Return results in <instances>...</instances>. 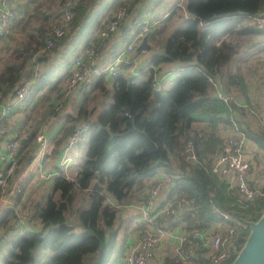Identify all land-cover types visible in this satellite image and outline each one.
<instances>
[{"label": "trees", "instance_id": "1", "mask_svg": "<svg viewBox=\"0 0 264 264\" xmlns=\"http://www.w3.org/2000/svg\"><path fill=\"white\" fill-rule=\"evenodd\" d=\"M28 1L17 3L11 27L25 12L23 9ZM67 1L41 0L34 10L39 13L43 5L47 9L53 7L54 15L60 17ZM125 1L73 0V18L51 52H41V49L59 17L56 19L53 14L42 12L41 23L34 24L35 28L29 29L19 42L10 45L11 52L5 51L6 57L0 67V103L9 99L11 104L15 89L27 83L30 95L21 104L24 108L28 109L37 95L42 97V93H46L39 104L45 114L55 117L64 114L67 111L65 101L69 98H65V94L70 67L74 58L80 55L79 48L84 51L92 40L91 34L101 29L104 19ZM138 1L133 0L126 6L123 26H119L97 50L98 60L104 54L113 60L129 42L127 25H134L142 16L136 6ZM147 5L145 2V7ZM262 12L264 0H186L182 6L171 7L169 15L147 34L148 42L152 44L158 35L166 33L172 19L182 22L167 32L169 35L162 50H155L150 55L148 64L151 67L146 68V73L142 72L141 77L134 78L131 83L126 72L129 64L122 65L112 76L113 102L102 99L90 112L76 115L64 130L52 152L58 160L54 165L56 173L51 189L42 195V199L29 204L25 200L23 179L22 188L13 199L15 203L0 211V249H7L3 264H34L33 250L39 244L51 252L46 264H108L118 240L117 230H112L113 222L119 219L122 208L146 196V184L157 173H164L173 181L169 192L162 195L163 202L174 197L191 203L181 207L177 218L167 220L170 226L184 223L181 226L183 234L193 248L192 256L177 264H210L207 249L194 236L214 231H211L212 226L219 222L237 226V251L226 263L231 264L248 235L247 221H256L264 210V197L245 201L233 185L209 173L208 166L211 157L221 149L223 132L221 134L220 129L226 130L236 112L243 113L244 110L233 99L226 103L224 97H232L230 93L235 90L249 103L241 65L233 59L240 45L234 38L244 41L247 49L242 53L245 55L253 47L256 53L264 51V31L252 23V19ZM188 13L194 16H183ZM50 21H53L51 25ZM10 31L12 29L0 38L8 37ZM248 41L254 42L249 44ZM97 64L101 65L100 61ZM161 64H173L176 77L167 89L157 93L152 90V77L159 72ZM217 83L223 86V92L210 93L214 92ZM120 105L125 106L127 112L121 110ZM84 123L89 124V129L75 146L80 148L84 143L86 156L76 174L69 178L58 162L74 128ZM237 124L246 133L249 143L253 142L264 155V127ZM14 136L20 138L18 155L28 149L23 157L27 164L31 153L33 157L37 149L32 143L35 133L25 140L20 133ZM187 141L193 143L195 162L184 160ZM19 161L7 188L20 174ZM95 180L104 187L102 191L91 188ZM3 192L0 189V198ZM29 207L35 209L34 215L21 221L17 212ZM214 207L226 211L229 219L222 218ZM36 221L39 222L37 228L33 227ZM163 223V219H158V225L163 226ZM138 224L147 226L144 221ZM126 233L125 229L121 241L126 238ZM118 248L121 251L120 243ZM159 264L176 263L165 259Z\"/></svg>", "mask_w": 264, "mask_h": 264}, {"label": "built area", "instance_id": "2", "mask_svg": "<svg viewBox=\"0 0 264 264\" xmlns=\"http://www.w3.org/2000/svg\"><path fill=\"white\" fill-rule=\"evenodd\" d=\"M18 1L27 0H1L0 1V36H3L11 27V21L15 18ZM168 0H165L161 11L155 12L150 19L145 21H136L134 25H127L129 29V42L120 50L117 56L105 62L104 64H97L98 58L96 56L97 50L105 45L106 39L114 34L119 26L123 24L127 17V9L124 5L117 6L112 15L104 19V26L95 32L94 40L92 39L82 55L74 58L70 67V78L67 83L66 97H72L73 104L60 119V122L52 129L47 130L44 127L40 128L35 136L34 143L37 146L35 155L33 156L31 164L20 173L13 183L7 188L8 180L14 176L15 169L18 166L20 155L17 154L20 147V138L13 136L5 145V150L0 154V189L4 192L0 198V211L10 203H15L14 197L20 192L22 185L21 181L24 179V174L33 166L34 163L43 159L46 156L52 155L57 141L62 136L66 127L72 122L74 117L80 113H88L93 108V105L98 98L97 94L105 91L106 83L112 81L114 73L120 70L124 64H129L127 76L131 83L134 78L138 76L136 70V59H128L133 54L134 48L140 43L143 35L152 33L153 28L163 18L169 15L163 14L160 18L163 8L166 6ZM186 0H179L176 5L182 6ZM73 0H68L66 8L58 19L57 25L53 28L50 34L44 39V46L41 52H51L56 46V42L62 37L73 18ZM165 16V17H164ZM183 16H188L183 14ZM252 23L257 29L264 31V12L256 15L252 19ZM146 49L140 50L137 54H145ZM140 55V56H141ZM151 67L150 64L146 68ZM159 70L152 77V90L154 92H162L170 85L171 81L176 77V71L173 69ZM173 75V76H172ZM169 79V77H171ZM89 85L91 86L88 89ZM88 89V90H87ZM30 95L29 85L27 83L19 85L15 89V96L10 104L7 103L4 107L0 104V133L8 131L7 121L10 119L12 110L19 107L25 99ZM232 97H224V101L228 103ZM233 101V100H232ZM113 102V101H112ZM238 106L244 107L242 104ZM120 109L127 112L125 106L120 105ZM89 129V124L84 123L74 128L73 135L68 139L63 148L62 156L58 165L66 171L72 163L70 151L76 145L80 137ZM249 140L243 129L239 127L235 119L231 118V124L227 130L223 131L221 149L211 157L208 171L214 175L229 178V182L236 188L237 192L245 201H252L256 196L264 197V182H256L255 178L261 173V170L255 171L256 164L254 160L246 157V146ZM197 159L194 151L192 141H187L184 146V160L188 162H195ZM255 165V166H254ZM173 181L171 177L164 173H157L146 184V192L143 198L138 199L132 209L137 210L140 220L147 222V228L136 236L129 248L126 250L123 257V264H150L155 257V249L162 237H164L168 230L166 224L158 225V219H163L167 222L170 218H177L181 207L188 206L191 203L188 200L181 198L177 200L171 199L161 202L162 195L169 192ZM130 206V204L128 205ZM181 209V210H180ZM217 210L219 215L224 219H229L226 211ZM35 209L29 207L26 210L17 212L18 218L23 221L30 219L34 215ZM219 225V226H218ZM213 232V233H212ZM212 232L196 233L202 247L207 249L206 257L210 264H226L231 256L237 251V241L239 238L236 225L222 224L219 222L215 225ZM7 238V236H5ZM173 253L170 260L173 263L186 262L193 253L192 245H188L185 235L178 237L175 246L172 248Z\"/></svg>", "mask_w": 264, "mask_h": 264}, {"label": "crops", "instance_id": "3", "mask_svg": "<svg viewBox=\"0 0 264 264\" xmlns=\"http://www.w3.org/2000/svg\"><path fill=\"white\" fill-rule=\"evenodd\" d=\"M178 1L179 0H168L167 3H166V6L169 7V9H170L171 7L175 6ZM140 12L143 15V12H144L143 8L140 9ZM17 18H20V17H17ZM16 24H18V20L16 21L15 25H13V27H11L10 29H12L14 31V29L16 27ZM121 26H123V25H121ZM94 35H95V31L91 34L92 39L94 38ZM234 40L236 42L238 41L237 43H240V45L238 44V47L236 48L237 50L233 54V59L236 62L240 63V65H242L241 67L243 68V65H245L248 62L247 59H251L252 55L256 53V50L254 52L253 51L254 47L253 48H249V53L247 54V57L243 56V58L239 59L240 58V54H245V53H242V50L247 49V48H246V46L244 44V41L240 40L239 37L238 38H234ZM251 42H254V41H248L249 44H251ZM6 50L7 49H0V53L5 52ZM79 50H80L79 54L82 55L83 49L79 48ZM101 57H105V59L103 58L104 60H102V58L99 59L101 64L105 63V62L107 63L108 61H110V57L105 55V54L103 56L101 55ZM3 59H4V57L1 56L0 57V67L2 65V60ZM247 64H250V62L247 63ZM169 65L173 66V68H174L173 64H161V66H160L161 70H163V67H164V69L165 68L168 69V67H170ZM173 68L171 70H173ZM128 69H132V67H130ZM128 69L126 70L127 72H128ZM142 72L146 73V68L144 69V67H140V69L138 70L139 74H138V76L136 78H140L141 75H142L141 74ZM106 84H107V86L105 87L106 89H105V91L103 93H101V97H103L104 100L108 98L107 102L111 103L112 100H113L112 99V95H113L112 81H111V83L108 82ZM215 87L216 88H215L214 92H210V93H218L219 94V93H221L223 91V86L220 83H217L215 85ZM231 93H233L232 94V98H233L234 101H236L237 104L244 105V110H242L243 113H240L241 111L237 112L236 116L234 117L235 121L239 122L241 124V126H243L242 125V119L243 118L239 117V116H242V117L246 118L247 121L254 120V125L255 126L252 125L251 126L252 128L261 127V126L264 127V104H261L260 107L257 106V104H259V102H256L257 104H254V105H249V104H247L245 102V100L241 96L237 95L238 92H236L235 90H232ZM42 94H43L42 97L46 96V93H42ZM42 97L40 95H37L35 97V99H33V101L31 102V105L29 107H27L28 109H30V114L33 113L34 109L37 108V112L36 113H38V115H37V117L35 119H31V117H30V119H28L29 118V116H27L29 114V113H27L28 109L24 108L23 105H21V106H19L17 108H14L12 110V113L10 115V119L7 121V123H8V131H6L4 133H0V154H2L4 152L6 142L10 138H12L14 135H17V133L18 134L19 133L22 134L23 135V140H25V138L31 133H35V136H36V134L38 133L40 128L44 127L47 130H52L60 122L61 116L63 114H59L58 116L55 117V115H53V114L52 115L51 114L47 115V113L45 114L43 109H41L42 105H39V104L41 103ZM100 98L97 100V102L100 100ZM9 102H10L9 99H4V100L1 101L0 104H2L3 107H4ZM65 104H67V109L66 110H69V108L73 104L72 97L67 98V100L65 101ZM253 109L257 113H259V115L261 116V119L260 118L256 119L255 117L253 119V117L250 116L251 114L249 112H250V110H253ZM240 128H242V127H240ZM221 132H223L222 128L220 129V133ZM32 143H34V142H32ZM27 150L28 149H24L23 152L20 154L21 157H20V161H19V168H20V172L19 173H22L31 164V162H33V160H32L33 157H32V153H31L30 160L27 162V164H24L23 157L26 154ZM78 150H80V148L77 147V146H74V147H72V149L70 151V155L72 157V163L74 162V157L76 156V153H77ZM259 152H260L259 149L257 148V146H255V144L253 142L248 143V145L246 146V157L251 159V160H254L255 164L256 163L258 164V167L254 165L255 166V171H258L259 169L261 170V173L258 174L256 176V178H255L254 172L252 174L254 179H255V181L258 182V183L264 182V155H261ZM255 153L257 155H255ZM57 160H58V157H53L52 155L46 156L43 159H41V160L37 161L36 163H34L33 166L31 168H29V170L24 174L25 175L24 176V181L31 180L32 177H35V179H37V181H38V185H33V184L29 185V184H26V183H24V185L22 184L23 188L28 187V185H29V187H31L30 190H29V187H28V189L25 191V200L29 201L30 193L32 191H34V189L37 188V187H40V188L43 189L44 187L46 188V186H49L48 191L51 189L52 180H53V178L55 176V173H56V170L54 169V165H56L55 163L57 162ZM78 169H75L70 175L67 174V170H66L65 174H66L67 177L71 178V177H73V175L76 174ZM37 170H39V174L41 173V175H38V176L36 175V171ZM223 179L226 180L227 183H230L229 182V178L223 177ZM42 193H43V191L41 192V197L40 198L37 197L35 199H37V200L42 199V197H43ZM44 193H46V192H44ZM163 200H164V198L162 197V199H161L159 204H161V202L163 203ZM136 215H138V214L136 213ZM133 218H134V221L132 220L131 223L128 222L127 223L128 225L125 226V228L123 230L120 229L119 233H118V237H117L118 240H117L116 246L114 248V253H119L118 245H119V242H120L121 247H122L121 252H120V254L122 253L121 263L123 262V257H124V254H125L126 250L129 248V246L131 245L133 240L136 238V236L140 233L139 232L140 231L139 228H141V230H143V229L145 230L147 228V226L140 227V225L138 224L140 221H142V220H140L139 215L136 218H135V216ZM129 224H132L131 228L128 227ZM133 224H137L138 227L133 225ZM163 224L167 225L166 227H167L168 230H166L167 232L165 233L167 235H165L164 237H162L160 239V241H159V243H158V245H157V247L155 249V257L151 261L150 264H159L162 261V260L160 261V257H163L164 254H167V253L169 254L168 251H170L175 246L178 237L181 236V235H184L183 234V230L181 228V226L183 227V225H184L183 222L181 224H175L174 223L171 226L169 225V221L164 222ZM33 227H35V228L39 227V222L36 221L33 224ZM125 229H126V232H127L126 233V238L121 241V236L124 233ZM214 229H215V224L212 226L211 231L214 230Z\"/></svg>", "mask_w": 264, "mask_h": 264}, {"label": "rangeland", "instance_id": "4", "mask_svg": "<svg viewBox=\"0 0 264 264\" xmlns=\"http://www.w3.org/2000/svg\"><path fill=\"white\" fill-rule=\"evenodd\" d=\"M39 1H41V0H29L28 1V4H26V6L24 7L25 10L23 9V11H25V12L21 13L20 19L18 21L19 25L18 24L16 25L14 31L12 30V31L9 32V36L8 37L0 38V49H8L7 52H11V50L9 49L10 45L16 44L17 42H19L21 37L23 35H25V33L29 29H31L33 27L35 28L34 24L38 25V24L41 23V21L43 20V18L41 16L42 12H44L43 14H45V13L53 14V18H56V19L59 17V15H54L55 10H54L53 7H51V9H47V7L45 5L41 6L39 13H37L34 10V7L38 4ZM132 1L133 0H126L125 4H122V5H124L126 7ZM157 1L158 0H139L138 4L136 3V6H138L140 9L143 8V11H144L143 15L141 16V20L140 21L148 20V19H150V17H152L154 15L155 12L157 13V12L161 11V8H162L165 0H161V2L159 4L155 3ZM145 2H147V4H148L146 7H145ZM140 9H139V11H140ZM168 9H169V7H167V6H165L163 8V12H161L160 18L163 16V14L167 13ZM22 16H23V18H21ZM52 22L53 21H50L49 25H51ZM181 22L182 21H180V20L172 19L171 22L169 23V27L165 31L166 33L158 35V37L154 41H152L151 45H153V48L151 47V49L149 51H147L145 54H142V55H141V53L137 54L138 52H135V48H134L133 54L130 55V57L128 59H136L137 60V63H136L137 72L140 69V67H144V69L147 67L148 61H149V57L153 53V51L162 50V48L164 46V43H165V40H166V37H167V35H169V34H167V32L169 30L173 29L175 27V24L180 25ZM82 43H83V41L80 44H82ZM1 56L6 57V52L0 53V57ZM243 56L247 57V55H245V54H240V58L239 59L243 58ZM104 59L102 57V60H104ZM247 61H248L247 63L250 62V64L246 63L245 65H243V68L241 67L243 75H244V78H245V82L247 84L248 97H249V103L248 102L247 103L249 105H254V104H257L256 102H259V104H257V106L260 107L261 104H264V51L255 53L251 57V59H247ZM32 67H31V69H32ZM63 68H65V67H63ZM172 68H173V66H170V67H168V69L166 71H168L169 69H172ZM163 69H164V67H163ZM172 76L169 77V79H171ZM90 88H91V86L89 85L88 89H90ZM232 94L233 93H230V96ZM97 95H98V98L96 99V101H95V103L93 105V108H94V106L98 107V105L100 104V102L103 99V97H101V94H97ZM237 95H239V94H237ZM99 98H100V100L97 102V100ZM105 101H107V100L105 99ZM100 109H101V107L99 108V110ZM36 112H37V108L34 109L33 113L30 114V112H29L28 115L31 117V119H35L37 117L38 113H36ZM249 113L251 114L250 116L253 117V119H254V117L256 119H259V118L261 119V116L259 115V113L254 111V109L250 110ZM236 114H237V112H236ZM239 117L243 118L242 119V125L244 127H246L248 124H249V126L254 125V120L247 121L246 118H244L242 116H239ZM86 149L87 148H86L85 144L82 143V145L80 146V150L77 151L76 156L74 157V162L71 163L69 165L68 169H67V174L68 175H70L75 169H78V168L81 167V165H82V163H83V161L85 159V156H86ZM256 166L258 167L257 163H256ZM36 175L37 176L41 175V173L39 174V170L36 171ZM24 183L29 184V185H31V184L38 185V181H37V179H35V177H32L31 180L24 181L23 185H24ZM29 185H28V187H29ZM28 187H26L25 189L27 190ZM48 188H49V186H46V188L44 187L43 189L40 188V187L35 188L34 191H32L30 193L29 204H31V202H33V201H36L37 199H35V198H37V197L40 198L41 197V192L43 191L42 194H44V192L48 191ZM30 189H31V187H29V190ZM79 201H80V199H79ZM136 202H137V200H135V201L133 200L130 203V206H127L125 209L122 208L120 210V212L118 213L119 219L118 220L116 219L115 222H113L112 230L116 229L117 232L119 233V230L120 229L123 230L128 222L131 223L132 220L134 221L133 217L135 216V218H136L139 215V213H138V215H136L137 210L136 209H132L131 206L135 205ZM120 219H121V222H119ZM75 220H77V216H76ZM133 225L138 227L137 224H133ZM131 226H132V224H129L128 227L131 228ZM78 230L79 229H76V231H78ZM139 230L141 231V228H139ZM6 252H7L6 247H2L0 249V264H3V259L5 257ZM120 252L121 251L119 250V253L112 254L113 256H112V258H111V260L109 261L108 264H121L122 253L120 254ZM168 252H169V254L167 253L168 255L164 254L163 257H160V261L162 260L161 263L165 259H170L171 258L173 250L171 249ZM50 255H51V252L49 250L45 249L43 247V245H41V244L37 245L34 248V250H33V256H34V259H35V263L34 264H46L47 261H48V258L50 257Z\"/></svg>", "mask_w": 264, "mask_h": 264}, {"label": "water", "instance_id": "5", "mask_svg": "<svg viewBox=\"0 0 264 264\" xmlns=\"http://www.w3.org/2000/svg\"><path fill=\"white\" fill-rule=\"evenodd\" d=\"M193 16V13H188V17ZM151 47L148 35H143L140 43L135 47V52L142 49L149 51ZM91 188L99 191L104 189L97 180L93 182ZM247 225L249 227L248 235L231 264H264V210L256 221H247Z\"/></svg>", "mask_w": 264, "mask_h": 264}]
</instances>
